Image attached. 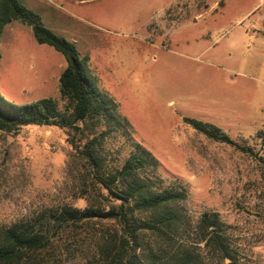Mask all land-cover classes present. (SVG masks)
<instances>
[{"label": "rangeland", "instance_id": "1", "mask_svg": "<svg viewBox=\"0 0 264 264\" xmlns=\"http://www.w3.org/2000/svg\"><path fill=\"white\" fill-rule=\"evenodd\" d=\"M19 1L88 57L97 86L118 103L133 139L158 159L162 178L188 187L190 212H219L250 264H264V144L256 137L264 128V0ZM65 66L30 26H4L0 95L7 101L53 98L63 108ZM184 118L217 125L241 147L208 138ZM66 130H0V224L39 220L65 204L107 202ZM128 143L121 133L105 139L107 165L123 158ZM115 230L114 221L93 217L17 264H110L105 247Z\"/></svg>", "mask_w": 264, "mask_h": 264}, {"label": "trees", "instance_id": "2", "mask_svg": "<svg viewBox=\"0 0 264 264\" xmlns=\"http://www.w3.org/2000/svg\"><path fill=\"white\" fill-rule=\"evenodd\" d=\"M13 20L30 26L38 43L65 57L59 77L65 105L60 107L53 98L16 105L0 95V130L17 132L28 125L67 128V142L94 171L98 193L107 202L83 209L65 204L42 213L39 220L0 224V264L23 262L49 247L61 230L93 217L116 224L105 247L110 264H250L232 225L219 212L205 210L195 216L187 207L188 187L180 180L162 178L158 159L133 139L128 121L117 111L118 103L99 89L88 57H79L74 42L45 27L40 16L19 0H0V37ZM184 120L208 138L241 147L215 124ZM90 127L93 131L87 132ZM114 133L129 143L123 158L116 155L107 165L103 142ZM256 137L264 144V128Z\"/></svg>", "mask_w": 264, "mask_h": 264}]
</instances>
